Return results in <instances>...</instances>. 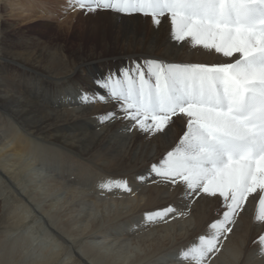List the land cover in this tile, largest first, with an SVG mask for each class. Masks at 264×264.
<instances>
[{"label": "bare ground", "instance_id": "1", "mask_svg": "<svg viewBox=\"0 0 264 264\" xmlns=\"http://www.w3.org/2000/svg\"><path fill=\"white\" fill-rule=\"evenodd\" d=\"M8 2L0 0V264H187L180 251L207 234L224 208L203 193L182 199V185L149 175L179 141L184 121L175 118L154 136L126 131L127 121H99L113 103L83 104L80 97L100 91L97 79L132 60L218 57L176 45L167 19L154 28L142 15H85L67 0H56L55 13L66 14L59 29L103 34L105 21L111 42L89 53L79 39L69 50L63 39L44 44L14 34ZM109 178L126 179L132 192L102 191L99 183ZM258 200V193L249 196L210 264H264L254 243L264 234V223L255 221ZM169 205L186 215L144 221L146 212Z\"/></svg>", "mask_w": 264, "mask_h": 264}, {"label": "snow or ice", "instance_id": "2", "mask_svg": "<svg viewBox=\"0 0 264 264\" xmlns=\"http://www.w3.org/2000/svg\"><path fill=\"white\" fill-rule=\"evenodd\" d=\"M85 15L110 11L150 17L154 28L167 19L169 38L218 57L215 61L132 60L81 94V103H108L101 124L121 119L148 136L184 121L179 141L149 175L154 182L182 185V199L218 197L224 211L209 232L182 249L187 264H210L233 231L250 195L259 194L255 221L264 223V0H67ZM138 179L144 182L146 177ZM102 191L132 192L126 179L101 181ZM186 213L171 205L144 214L146 223H168ZM264 255V234L254 241Z\"/></svg>", "mask_w": 264, "mask_h": 264}, {"label": "rangeland", "instance_id": "3", "mask_svg": "<svg viewBox=\"0 0 264 264\" xmlns=\"http://www.w3.org/2000/svg\"><path fill=\"white\" fill-rule=\"evenodd\" d=\"M7 6L11 10L8 20L12 23V31L15 35H27L33 39L39 37L40 40L43 39L41 42L50 45L63 39L67 50L75 49L79 39L87 53L90 49L103 50L111 42V29L105 21L102 22L106 30L103 34L89 35L81 31L66 33L59 29L60 18L66 14L55 13L56 0H9ZM27 7L30 9L26 10ZM103 41H106V44ZM107 54L110 55V53Z\"/></svg>", "mask_w": 264, "mask_h": 264}]
</instances>
